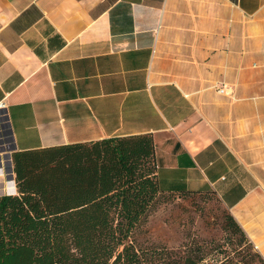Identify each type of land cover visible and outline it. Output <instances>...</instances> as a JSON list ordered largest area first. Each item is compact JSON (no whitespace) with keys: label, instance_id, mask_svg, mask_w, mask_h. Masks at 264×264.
I'll return each mask as SVG.
<instances>
[{"label":"crops","instance_id":"0c3cea01","mask_svg":"<svg viewBox=\"0 0 264 264\" xmlns=\"http://www.w3.org/2000/svg\"><path fill=\"white\" fill-rule=\"evenodd\" d=\"M2 111L16 193L14 153L149 133L264 260V0H0Z\"/></svg>","mask_w":264,"mask_h":264},{"label":"trees","instance_id":"16d2710c","mask_svg":"<svg viewBox=\"0 0 264 264\" xmlns=\"http://www.w3.org/2000/svg\"><path fill=\"white\" fill-rule=\"evenodd\" d=\"M12 157L18 194L0 196V264H199L204 259L198 252L173 257L167 249L137 241L136 231L155 199L166 193L157 183L151 134ZM227 218L241 242L245 231L230 212Z\"/></svg>","mask_w":264,"mask_h":264},{"label":"rangeland","instance_id":"374dc122","mask_svg":"<svg viewBox=\"0 0 264 264\" xmlns=\"http://www.w3.org/2000/svg\"><path fill=\"white\" fill-rule=\"evenodd\" d=\"M155 201L136 231L143 247L158 246L173 257L198 252L204 255L199 264H264L247 236L239 242L240 234L229 228V211L214 191L164 193Z\"/></svg>","mask_w":264,"mask_h":264},{"label":"bare ground","instance_id":"6f19581e","mask_svg":"<svg viewBox=\"0 0 264 264\" xmlns=\"http://www.w3.org/2000/svg\"><path fill=\"white\" fill-rule=\"evenodd\" d=\"M8 165V158L0 160V185L3 184L5 187H8L9 191L15 192L16 189L14 188L12 173L10 172Z\"/></svg>","mask_w":264,"mask_h":264},{"label":"built area","instance_id":"2783aa9c","mask_svg":"<svg viewBox=\"0 0 264 264\" xmlns=\"http://www.w3.org/2000/svg\"><path fill=\"white\" fill-rule=\"evenodd\" d=\"M218 91H219V93H221V94L231 93L230 88H229V87H226L225 85L218 87ZM6 194H18V193H16V191H15V193L9 191L8 187H5V186L2 184V186L0 187V196H4V195H6ZM254 247H255L256 250L258 249L257 246L254 245Z\"/></svg>","mask_w":264,"mask_h":264}]
</instances>
